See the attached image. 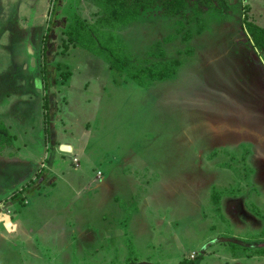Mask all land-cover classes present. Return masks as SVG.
Returning a JSON list of instances; mask_svg holds the SVG:
<instances>
[{
	"label": "rangeland",
	"instance_id": "rangeland-1",
	"mask_svg": "<svg viewBox=\"0 0 264 264\" xmlns=\"http://www.w3.org/2000/svg\"><path fill=\"white\" fill-rule=\"evenodd\" d=\"M227 1L229 13L207 11L204 30L183 40L177 17L158 7L114 28L98 21L94 0H0V121L17 136L0 152V233L3 215L14 217L25 200L27 220L46 230L70 218L76 227L117 224L109 226L116 249L100 251L92 236L83 251L76 236L69 264H230L264 255V52L241 31L247 18L264 27V0ZM76 29L96 44L113 32L128 67L118 71L70 40ZM173 58L182 63L169 78L142 71ZM59 110L65 139L84 132L81 164L94 182L123 151L133 158L138 181L121 174L115 203L73 194L72 183L43 198L48 205L27 198L41 160L75 168L50 144ZM16 250L1 251L0 264H23Z\"/></svg>",
	"mask_w": 264,
	"mask_h": 264
},
{
	"label": "crops",
	"instance_id": "crops-1",
	"mask_svg": "<svg viewBox=\"0 0 264 264\" xmlns=\"http://www.w3.org/2000/svg\"><path fill=\"white\" fill-rule=\"evenodd\" d=\"M70 76L71 74L69 75L67 80H69ZM56 101L57 103L59 102V95L56 97ZM59 112L60 113L58 114V119L56 120L57 122H54L52 131L50 132L52 135L50 144L51 146H54L55 149L58 150V152H60L61 157L66 159V154L71 155L69 156L71 160L70 164L75 168H55L52 163L45 164L44 166L41 160L40 167L35 170V173L33 175L35 176L34 178H37V182H33L32 179L34 178L32 177L28 182L25 183V187L27 190H34V192L28 195L27 198H29L32 203L36 198H38L39 200H37L35 205H48L49 201L43 198L51 197L54 196L56 192L58 193L57 189L61 184L71 185L72 183L75 184L73 187V194L77 193L78 195H82L85 192V196L90 201H93L95 199L97 200L99 196L101 198L100 201H105L107 200L106 196L111 195L110 200L113 199L115 203L117 198L120 199V193L113 191L112 188H118L119 186H121V174H124L125 177L133 178L135 182L138 181L136 179V173L135 171H133V169L136 168V166L133 165V158L124 156L125 153L123 151L121 153V158H118L114 162L118 163V165H116L117 168H111V172L107 175H105L101 169H97V175L95 177L99 181L94 182V178L90 176L86 168H82L81 164V151L83 149L82 146H84L85 144L83 140L84 132L83 135L78 136L76 140L70 141L69 139H65V136L67 134L65 132H67V129L58 131L55 126L57 124L60 129L59 124H62V126L65 125L63 124L64 121L62 118V113L60 110ZM7 125L12 131V127L10 126V124ZM45 130L47 131L46 127ZM85 130L88 131L89 129L85 127ZM12 134H14V132ZM14 135L17 138L16 134ZM61 144L70 145V150H63L61 148ZM262 146L263 145H261L260 147L263 148ZM119 149H121L122 151V148L120 147L116 152H121L119 151ZM33 155H36V157L39 158L38 152H33ZM42 158H44V156ZM72 161H74V163ZM42 165L45 168L42 167ZM98 171H101V174L98 173ZM39 172L40 174H38ZM66 172L70 174L71 179H67L68 176L65 175ZM132 173H134L133 176ZM85 189H87L88 191H85ZM25 202L26 201L24 200L22 210L15 213L14 217L9 215V223L2 219L3 223L1 226L4 229L5 234L0 233V252L6 250L10 252V249L16 248L18 258L22 260L23 264H35L32 262H39L38 258L41 261L36 264H49L50 262H57V260L53 261V259H57L59 257L62 258L61 261L64 264L73 262L75 255L76 236H82V241L79 244L80 249H82L83 251H88V249H90L92 236H94L95 238L98 237L96 239H98L99 241L102 239L101 241L104 247L101 248L100 251H105V253L107 254V252H109L112 248H115L116 240L114 236H116L115 227L117 226V224L113 225L114 223H111L112 220H108L106 224L104 223L98 229H94L91 222L86 226L76 227L75 221H71L72 218H70L62 220L59 224H52V226L46 230L44 229L47 224L46 222L35 224L28 221L29 219L27 220L28 217L24 213V209L27 207V203L25 204ZM64 202L67 203L69 202V200L65 198V200H62V204ZM117 203H119V201H117ZM120 203H122V201ZM11 206L17 207L16 203L12 204ZM38 210L39 208L37 209V211ZM52 210L55 211L56 209L53 208ZM110 225H113L115 227L109 228ZM104 226L105 229L100 230ZM97 232L99 233V235L96 234ZM3 236L7 237L8 240L4 239ZM97 241H95L96 244ZM12 259H16V256ZM233 261H231L230 264H264V255L258 254L252 258H241L240 261L242 262L240 263Z\"/></svg>",
	"mask_w": 264,
	"mask_h": 264
},
{
	"label": "trees",
	"instance_id": "trees-1",
	"mask_svg": "<svg viewBox=\"0 0 264 264\" xmlns=\"http://www.w3.org/2000/svg\"><path fill=\"white\" fill-rule=\"evenodd\" d=\"M101 7V16L98 21L109 26L125 25L133 20H137L147 10L159 8L160 13L166 17H177L179 25L178 31L182 32V39L188 40L192 35L201 33L206 23L202 15L207 11H214L218 14L229 13L230 6L227 0H94ZM82 23V22H81ZM186 23H194L195 30L185 29ZM84 24V23H82ZM185 29V30H184ZM77 30V29H76ZM184 30V31H183ZM68 37L72 41H77L80 45L93 54H104L110 62L111 67L118 71H124L129 65V57L121 56L119 42L115 34L110 32L109 35L98 44L94 41H88L84 35L76 31V35L70 33ZM242 32H247L252 39L254 46L264 52V27L254 20L245 19ZM172 35L166 36L163 41L168 42ZM158 41L154 46H160ZM182 63L179 58H173L165 61L160 66L158 63L151 64L149 67L142 68L153 79H165L175 74L176 68ZM15 136L9 128L0 121V152L14 143ZM180 264H191L180 262Z\"/></svg>",
	"mask_w": 264,
	"mask_h": 264
},
{
	"label": "water",
	"instance_id": "water-1",
	"mask_svg": "<svg viewBox=\"0 0 264 264\" xmlns=\"http://www.w3.org/2000/svg\"><path fill=\"white\" fill-rule=\"evenodd\" d=\"M61 148L63 150H70V145H68V144H61ZM3 220H5V221H7V223H9V215L8 214H4L3 215Z\"/></svg>",
	"mask_w": 264,
	"mask_h": 264
}]
</instances>
